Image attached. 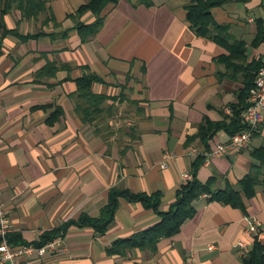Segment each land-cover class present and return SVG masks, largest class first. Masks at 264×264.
<instances>
[{"label": "crops", "instance_id": "obj_1", "mask_svg": "<svg viewBox=\"0 0 264 264\" xmlns=\"http://www.w3.org/2000/svg\"><path fill=\"white\" fill-rule=\"evenodd\" d=\"M43 1L47 12L30 19L17 3L3 16L6 0L0 1V21L12 32L0 29V198L13 234L34 244L84 215L98 218L113 188L161 193V210L168 211L184 174L193 173L202 156L198 179L215 177L216 190L238 189L261 164L253 154L264 151V123L248 149L205 157L231 135L222 129L206 145L198 137L200 126L230 124L243 84L218 62L226 50L192 30L189 0H116L102 12V29L86 41L77 23L97 18L74 17L86 0ZM212 13L232 38L247 43L250 61L264 60V42L252 45L264 29V0H224ZM16 30L44 35L26 41ZM48 65L55 69L48 72ZM90 74L100 79L93 92L108 99L98 119L87 124L77 93L78 79ZM243 200L244 210L203 196L195 202L196 216L176 236L161 239L156 251L115 252L119 240L160 222L153 210L122 199L105 234L72 225L65 250L33 264H243L248 253L236 247L238 241H247L249 252L256 238L264 245V184ZM252 216L261 227L248 238Z\"/></svg>", "mask_w": 264, "mask_h": 264}, {"label": "trees", "instance_id": "obj_2", "mask_svg": "<svg viewBox=\"0 0 264 264\" xmlns=\"http://www.w3.org/2000/svg\"><path fill=\"white\" fill-rule=\"evenodd\" d=\"M189 1L190 4L187 6L188 21L191 24L192 30L196 35L211 39L226 50L227 53L221 55L218 62L225 66L230 79L242 81L243 84V88L239 92L238 103L232 105L234 117L230 124L206 121L200 126L198 137L208 145L209 141L222 129L226 130L231 136L246 130L243 114L250 106L251 93L255 86L257 74L263 66V60L250 61L247 43L232 38L229 34V27L218 24L214 19L213 9L222 6L224 0ZM115 2L116 0H86V3L76 11L74 14L76 18H81L87 13H92L97 18L92 24L77 23L76 29L82 40L86 41L102 29L104 25V19L101 17L102 12L107 5ZM14 3H17L18 9L21 10L22 17L25 19L38 18L41 14L47 12L46 2L43 0H6L5 9L2 11L3 16L12 10ZM0 29L5 31V35L12 33L5 30L2 21H0ZM18 30L15 33L26 41L44 35V33H39L37 35L21 36ZM263 42L264 29L260 26L252 45L257 47ZM45 69L49 72L55 69V67L48 65ZM99 81L100 79L97 76L91 74L78 79V110L83 112L84 120L87 124L94 123L98 119L99 115L104 111L103 105L108 99L93 92L94 84ZM58 114H54L53 117L57 119ZM253 156L260 160L261 164L253 166L252 172L240 182L238 189L227 185L224 189L216 190L215 185L217 180L215 177L206 183L201 182L197 174L200 166L205 161V158L202 156L194 164L192 171L193 179L178 189L176 201L168 211L161 210V193L152 195L146 193L137 194L131 192L129 189L113 188L109 192L108 203L102 209L100 217L92 218L84 215L78 221H71L62 227L44 233L40 241L34 244L36 246H44L55 238L65 237L67 230L72 225L81 228L91 227L97 234L103 235L114 221L116 213L120 208V202L124 199L130 203H141L146 209L153 210L160 217V222L137 234L132 239L119 240L115 244L114 251H132L134 249L156 251L161 239L176 236L180 233L182 226L196 216L197 209L195 202L203 196L208 197V201H216L244 210L245 203L243 196L247 198L253 197L256 186L260 183L264 184V181L261 180L264 169V151H257ZM10 242L13 246L28 245V243L23 241L20 234L10 235ZM243 264H264V245L258 238H256L253 249L245 255Z\"/></svg>", "mask_w": 264, "mask_h": 264}, {"label": "built area", "instance_id": "obj_3", "mask_svg": "<svg viewBox=\"0 0 264 264\" xmlns=\"http://www.w3.org/2000/svg\"><path fill=\"white\" fill-rule=\"evenodd\" d=\"M243 122L246 125V130L230 136L228 142L221 143L213 151L206 153L207 161L248 149L255 131L260 124L264 123V60L251 93L250 106L243 114ZM194 153L198 152L194 150ZM170 158L171 156L167 155V159ZM163 168H167V165L164 164ZM192 179L193 174L191 172L184 174V184ZM248 221L245 233L248 238H253L258 234L261 222L253 216ZM13 233L14 225L0 198V264H33L36 259H41L48 253H60L65 250L64 237L55 238L44 246H36L35 244L13 246L10 242V235ZM236 247L245 253H249L250 245L245 240L238 241ZM209 250H215V246H210Z\"/></svg>", "mask_w": 264, "mask_h": 264}]
</instances>
